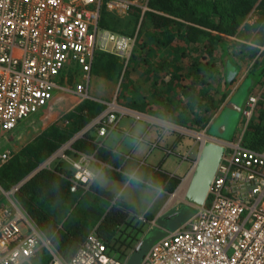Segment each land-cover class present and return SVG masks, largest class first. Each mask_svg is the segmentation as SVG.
Returning <instances> with one entry per match:
<instances>
[{
    "label": "built area",
    "instance_id": "obj_1",
    "mask_svg": "<svg viewBox=\"0 0 264 264\" xmlns=\"http://www.w3.org/2000/svg\"><path fill=\"white\" fill-rule=\"evenodd\" d=\"M149 1L0 0V144L4 139L9 141L8 135L12 136L20 123L47 108L57 91L73 93L80 102L91 98L97 51L120 57L127 68L137 35L104 28L102 12L104 8L126 15L133 8L142 13L154 11ZM257 48L264 52V44ZM70 68L80 69L83 75L82 81H72V87L67 85ZM261 99L260 92L249 96L243 111L244 125L253 118ZM105 105L102 113L32 174L10 188L0 182V264H32L45 253L50 257L49 264H123L109 254L107 243L95 232L70 261H65L17 198L36 171L51 168L49 165L59 157L67 160L68 153L80 155L73 162L77 173L71 180L72 190L77 186L88 188L92 180L88 165L93 162L125 176L127 171L121 167L100 160L97 150L106 147L123 117L139 120L143 115L116 100ZM89 133H94L95 151L77 152L75 142ZM195 139L201 150L206 143L214 142L223 145L227 154H223L203 205L195 206L186 224L157 240L141 264H264V149L246 146L243 135L237 141H228L195 132ZM160 140L150 143L151 151L160 148ZM172 153V149L166 150V154ZM12 156L11 147L0 149V169ZM124 158L132 159V155L125 154ZM145 164L144 160L139 162V166Z\"/></svg>",
    "mask_w": 264,
    "mask_h": 264
},
{
    "label": "trees",
    "instance_id": "obj_2",
    "mask_svg": "<svg viewBox=\"0 0 264 264\" xmlns=\"http://www.w3.org/2000/svg\"><path fill=\"white\" fill-rule=\"evenodd\" d=\"M149 6L164 14L189 22V24L182 23L157 12L149 13L153 23L151 38H155L156 46L159 49H171L182 39L186 38L188 43L196 44L205 37L203 47H200L202 51L199 57V59L203 58L205 62L204 64L200 62L199 67H207L210 64L211 68L213 67L214 69L215 62L212 61L211 63L208 57L212 56L214 50H216L214 44L219 45V43L221 44L222 55H225L223 64L232 63L233 59L230 57L226 58L229 50L228 45H223L225 38L222 35L237 36L247 40L250 38L251 35L249 33L252 30L256 31L253 41L258 44L264 42V0H150ZM134 9L137 10V13L140 11L138 8ZM255 13L259 14L258 19L252 24L248 23L249 14ZM104 15L105 13H103L102 17ZM192 23L204 26L206 29H200ZM102 26L110 29L105 24V19L102 21ZM213 31L221 33V35L213 34ZM116 32L124 33L121 30ZM258 33H261V35H257ZM172 57H170L172 60L168 59L170 60L169 62L173 63L175 67L178 66L181 62L180 58ZM132 59L133 65L135 62L134 56ZM193 60L191 59L190 61ZM199 67L195 65L186 74L190 79L189 89L191 95L193 92H198L197 87L205 82L204 77L195 76L194 71L199 70ZM121 71L122 62L117 56L106 53L96 54L93 73L97 78L93 85V90L97 91L98 94L103 93L106 89L101 87L107 84L110 86V83L116 84L121 76ZM174 74L177 75L176 73ZM200 74L204 76L203 71H200ZM255 74L258 77L255 78L253 87L262 82L260 77L264 76V70L257 71ZM125 77L129 80L128 73H125L123 81ZM72 78H68L69 84H72ZM178 78L180 79V77ZM253 87L251 88L253 89ZM252 89H249V91L246 89L245 94L251 92ZM63 94L61 102H65L64 106L66 107L64 109L67 110L68 105L72 104L69 99L74 95L69 92H63ZM99 97L104 98L103 95H99ZM263 98L259 103L261 106L259 118H261L262 122L264 121ZM118 100L124 103L122 98L119 97ZM193 100L198 101V103L201 102L198 97L193 96ZM216 108L217 106L214 107V109ZM104 109L105 104L87 99L65 111V115L62 118L42 129L40 135L22 148L21 152L13 154L10 161L0 169L1 184L5 188H10L13 184L32 174L73 134L81 131ZM63 120L64 122L62 123ZM65 121H68L69 124L66 125ZM203 121L204 123L202 122V124L206 127L210 119L206 118ZM250 129V131L245 133L246 141L244 140V143L248 145L247 137L250 135L249 138H251L255 135L258 139L253 141V148L264 144V122ZM87 137L86 135L77 140L74 146L81 150L90 146L92 148V143L85 141ZM150 171L151 176L159 177L163 180L169 190H174L179 184L178 180L170 181L167 176L156 172L158 170L153 169ZM71 176L72 173L69 170L62 169L60 166H56L54 169L52 167L42 168L29 178L17 195L21 206L42 233L52 242L65 261H70L73 258L92 232L104 238L108 246L114 235L121 239V234L125 232L123 229L119 231V228L123 224H127L124 229L128 228V226L135 227L132 225L134 219L128 220L129 212L124 208L135 211L125 205L122 199H117L110 191L103 190L95 183L88 188L77 186L73 191ZM136 213L134 216L138 215ZM103 231L106 233V238L102 236ZM115 245L116 242L112 244V246ZM129 246L130 244L127 245V247ZM117 250H120V247Z\"/></svg>",
    "mask_w": 264,
    "mask_h": 264
},
{
    "label": "crops",
    "instance_id": "obj_3",
    "mask_svg": "<svg viewBox=\"0 0 264 264\" xmlns=\"http://www.w3.org/2000/svg\"><path fill=\"white\" fill-rule=\"evenodd\" d=\"M105 12H107V10L104 8L102 12V16H103V13ZM147 12L143 14L146 15ZM171 18L177 21L181 20L180 22L189 24L188 21L182 20L181 18L173 17V16H171ZM192 24L200 29H204V30L206 29L204 26H201L199 24H195V23H192ZM213 34L221 35V33H218L216 31H213ZM136 35H137V41H138V38H139L138 32L136 33ZM222 36L225 38L224 40L225 43H223V45H228V50H229L228 51L229 54L226 55V58L230 57L231 59H233L232 63L227 64V65L223 64V58L225 55H222V51L220 50V46H221L220 43L219 45L214 44V47L217 49L216 51V53H218L217 57H220V64L222 66L225 83L229 86L232 85L233 91L224 100V102L227 101L228 105L225 107H227L228 109H226L225 107L224 109L220 108L221 109L220 112L215 115L212 122L207 125L205 130H206V133L214 137H217V138H220L219 136L223 135L221 136L223 139L220 138L222 140L237 141L239 137L243 135L241 134L237 136L239 131L243 129V123H244L243 111L246 108L247 101H248L246 99V95H248L249 93H251L250 95H252V94H257L260 92L261 97L263 98L264 96V76L260 77L262 82L253 87L255 78L258 77L257 74L255 73L257 71L264 70V52H260V50L257 48V46L264 44V42L262 44H257V42L253 41L255 35L250 36V38L247 40L238 38L237 36H227V35H222ZM227 39L228 40L230 39L232 43L234 41V44H238V42H244V44H246L247 46L251 45L255 47V49L257 50L256 54L253 53L251 57L250 55L246 57L244 55V52L242 53L239 51V53L238 54L235 53V56H234L233 51L231 50V47H230V43L227 42ZM153 40L155 41V44H156L155 38ZM201 42L202 43L205 42V37L199 40L196 44L188 43L187 38H186V39H182L179 43H177L175 47L171 46L172 47L171 49L167 48V49L156 50L158 51L157 52L158 54L162 52L160 54L159 60L161 59L164 64L156 61L155 65H152L149 62L150 63L149 70L151 72V76H150L151 80L149 84L150 96L149 94L145 92H141L140 87H137L136 89H134L133 92H136L139 95H141L142 96L141 98H137V95L136 96L132 95V92L128 94L127 91L124 93L120 92L119 94H116L115 96H114V93L112 94L108 91L106 92L103 91V93L98 94L97 91L93 90V85L95 84L97 77H95L93 73V68H92L91 82H90V89H89V94L91 98L89 99L98 101L102 104L116 100L119 105L126 107L133 112H139L143 115V118L139 120L130 115L123 117L119 123L118 129L115 130L108 137L106 141V147L97 150L98 158L102 160L103 162L109 163L115 167H121L127 172L130 169H139L146 174L152 175L150 170L155 169V170H158L156 172H159L160 174L167 176L170 181H173V180L179 181V184L176 186L174 190H169L168 188H166V195L164 197V203L159 208V210H157L156 213L153 211H148L147 213H143L140 210V208L129 198H121L122 201L125 203V205H128L130 208H133L135 212H137L136 214L146 215L148 221H150V225H155L156 221L160 219L162 216H164L165 214L171 211H178L184 206L189 207L192 213L196 211V208L194 205L184 202L183 199H185L186 194L188 192L191 179L194 174V170L196 168L197 162L200 157L201 149H200L199 143L196 142V139H195L196 131H191L188 128L184 127L183 125L173 122V119H176L175 113L173 112V110H174L175 103L185 104L184 103L185 101L186 103H188L187 99L188 98L193 99V96L198 97V100L202 98V96H200L199 93L197 92H193L192 94L193 96L191 95V91L189 89L190 79L186 75L190 72V70L193 69L195 65L199 67L200 62L201 64H204L205 62L204 59H201V60L199 59L200 53L202 51L200 49ZM136 46H137V43H136ZM241 51L243 50L241 49ZM134 52H135V49L133 51V54ZM98 53H106V52L97 51L96 54ZM106 54L115 56L114 54H110V53H106ZM173 55L176 56L177 58H180V61H181L179 65L176 67L173 63L169 62L170 60H172L170 59V57H172ZM196 57L197 59L195 60ZM117 58L120 60V62H122L121 76L117 81V83L119 82V84L121 85L122 82H125L127 80V77H125L123 81V77L125 73L128 72V69L131 68L132 65L129 67L130 65L129 64L127 68H124L122 59L118 56ZM191 59H194V60L190 61ZM165 62L167 64H165ZM191 63H192V67H191ZM166 65H167V69H166ZM142 66L147 68V65L145 64ZM93 67H94V64H93ZM166 71L168 72L169 75L166 76L164 79L165 81H163L162 76L164 72ZM134 73H136V71H134ZM174 73H176L177 75H175ZM194 73H195V76H199L200 67H199V70L194 71ZM178 77H180V79ZM172 78H175V79H172ZM82 79H83V75L81 72L79 76V80L77 77H74L72 78V81L74 82L75 80V82H78V81H82ZM129 79H130V76H129ZM236 83H240V85L234 86L236 85ZM244 85H247L246 87L247 91H249V89H252L251 87H253V89L251 90V92L244 95V98L240 101L239 100L240 95L238 91L240 90V87ZM70 87L72 86L70 85ZM64 94L62 91H57L49 107L45 108L43 111L39 112L38 114L26 119L25 121L27 122L30 119L31 121L33 120V122L35 123L37 122V124L41 123L42 129L50 125V123L52 122L51 120L56 119L55 114H53L50 110L57 103L60 104L59 100L62 99V96ZM73 95L74 96H72L69 99V101H72V103L75 104L74 106L79 105L80 103L83 102V101L80 102L81 100L75 94ZM99 95H103L104 98L99 97ZM119 97L122 98V101H124V103L118 100ZM150 102H154L157 104V107H155V110L148 107ZM63 103L65 102L62 101L61 104ZM161 103H165L164 106H160L159 104ZM105 108H106V105H105ZM225 110L232 111L234 115V121H233L234 124L229 123L228 121H223L221 123L215 124L217 118L219 116H222V113ZM241 110H242L241 117L239 121L237 122V113H239ZM25 121L20 123L17 129H19L22 125H27L26 126L27 128H29V126L32 125V123L24 124ZM232 124L234 125V128H232L231 133L227 134V129ZM168 125H172L173 126L172 129H168L167 128ZM215 125L216 127H214ZM93 134L94 133H89L87 135L88 137L85 138L86 140L84 139L85 141L92 143V148L90 146V147H85V149L81 150L74 146L75 150L77 152L93 153L96 149V146L94 145L95 136ZM189 136L195 139V141L193 142L192 140H190ZM141 137H144L145 141L143 142L139 141V138ZM160 137H161V140L159 142L161 145L160 148L151 151L150 143H152L153 141H158ZM16 142L19 143L20 141L18 140ZM243 143H244V137H243ZM113 149H117L118 152L117 153L113 152ZM167 149H172L174 153L166 154ZM128 153L132 155V159L125 160L124 155ZM75 158H76V161H78L80 158V155L77 154ZM141 160H144L146 164L139 166V162ZM58 166L62 167L63 165H58ZM62 169L64 168L62 167ZM88 169L91 172H95L102 168H100L99 163L93 162L88 165ZM65 170H69L72 173L71 178H74V175L77 173V169L74 166L73 168H70V169L65 168ZM103 171L105 172L107 176V181H108L107 184L101 187L97 183V181L92 179L90 185L95 183L103 190L110 191L112 194L115 195V189L123 185L125 176L122 173H119L110 168H106V169L104 168ZM178 204H182V206L179 208L173 209L174 207H178L179 206ZM124 209L126 210V208ZM127 211L129 212L128 209ZM135 212L133 213L135 214ZM128 214H129V218H128L129 221L130 219H133V217L135 220L136 217L133 214H131L130 212ZM190 217L182 225L186 224L188 220L190 219ZM126 225H127L126 223L123 224L119 229H122V228L124 229ZM139 226H142V225H139ZM143 229L144 227H139L137 229L140 233L136 237L130 236L133 239L135 238V243H132L133 242L132 238L126 239L124 237H121V239H119L116 237V235H114L112 237V241L108 245L109 254L124 264L123 257L124 256L126 257L130 252L134 251L137 248V246L140 244V240L142 236L147 231V230L143 231ZM164 231H165L164 236H166L169 232H171L167 230L166 228H164ZM102 236L106 238V233H104V231L102 233ZM114 242H116V245L112 246ZM128 244H130L129 247H127ZM118 247H120V250H117ZM41 258L42 257L40 256V258L38 257L36 259L39 260Z\"/></svg>",
    "mask_w": 264,
    "mask_h": 264
},
{
    "label": "rangeland",
    "instance_id": "obj_4",
    "mask_svg": "<svg viewBox=\"0 0 264 264\" xmlns=\"http://www.w3.org/2000/svg\"><path fill=\"white\" fill-rule=\"evenodd\" d=\"M154 12L160 13L162 15H166L168 17H171V15L164 14L163 12H160L157 10L148 11L146 13V15L143 14L140 10V11H138V13H139L138 14L137 10L134 8L127 15L126 14H120V13H117L115 11L113 12V11L107 10V12H105L104 17H102V21H103V19H105V24L110 29L114 28L113 30H116V31L121 30L128 35H135L138 32V36H139L138 41H137V46L135 48V53H134V55H132V57L134 56L135 62L132 65L133 59H131L129 67L131 65H132V67L129 68L128 72H127L128 76H130V79L126 80L125 82H122L121 85L118 82L116 84L110 83V86H108V84H107L106 86L101 87L102 89H106L105 91H108L112 94L114 93V96L116 94H119L120 92L124 93L127 91L128 94H130L132 92V95H134V96L137 95V98H141L142 97L141 95H139L136 92H133L134 89H136L137 87L141 88V92H145V93L149 94V96H150V91H149L150 90L149 84H150V80H151V78H150L151 72L149 70L150 63L152 65H155L156 61H158L159 63H163V61L161 59L159 60L160 54L162 52H160L159 54L157 53L158 51H156V50H158L159 48L156 46L153 38H151L153 23L151 20V15L149 13H154ZM249 15L250 16H249V19H247V22L250 24L254 23L259 17L258 13H255L252 15L249 14ZM178 21H181V20H178ZM249 34L251 36L256 35V31L251 30ZM257 35L260 36L261 33H258ZM202 42L200 43L201 44L200 47H203L204 43H202ZM227 42L230 43V47H231V50L233 51L234 56H235V53L238 54L239 51L242 53L244 52V55L246 57L248 55H250V57H251L253 53L256 54L257 50L255 49V47H253L251 45L247 46L246 44H244V42H238V44H234V41L232 43V41L230 39L229 40L227 39ZM241 49L243 51H241ZM216 51H217V49L214 50V53L212 56L208 57V59L210 60L211 63H212V61L215 62V66H214L215 72H214L213 67L211 68L210 64H208L207 67H205V66L200 67V71L204 72V76H202L200 73H199V75L201 77H204V79H205V82L202 85H199L197 87V89L199 90L197 93H199V95L202 96V98L200 99L201 102L198 103V101L188 98L187 99L188 103H186V101H185L184 102L185 104H181V103H175L174 104L173 112L175 113L176 119H173V122L179 123L180 125H183L184 127L188 128L191 131L206 132L205 128L207 127V125L209 123L212 122L215 115L220 112V110H221L220 108L224 109V107L228 105L227 101H225L226 102L225 103L224 100L233 91L232 85L229 86L225 83V78L223 76L222 66L220 64V57H217L218 53H216ZM200 60H201V58H200ZM144 64L147 65V68L142 66ZM165 64H167V63L165 62ZM135 68H136V70H135ZM166 69H167V65H166ZM134 71H136V73H134ZM66 74L69 78L77 77L79 80V76L81 74V71L78 68H70ZM168 75L169 74L167 71L164 72V74L162 76L163 81H165L164 79ZM65 81L66 80H64L63 82H65ZM67 85L68 86H70V85L74 86V83L68 84V82H67ZM237 85H240V83H236V85H234V86H237ZM246 87H247V85H244V86L240 87V90L238 91V93L240 95V99H239L240 101L244 98V95H246L245 94V91L247 89ZM141 92H139V93H141ZM250 94L246 95L247 100H248ZM61 100H59L60 104L57 103L50 110L53 114H55V118H56V119L51 120L52 122L58 120L59 118H62L65 115V111H67L68 109H71L75 105L74 103L69 104L68 109L65 110L64 108L66 106H64V103L61 104ZM164 104L165 103H161L159 105L164 106ZM221 104H223V105H221ZM168 105H170V104H168ZM216 106H217V108L214 109V107H216ZM219 106H221V107H219ZM148 107L155 110V107H157V104L154 102H150ZM228 107H230V106H228ZM225 108L228 109L227 107H225ZM260 109H261V106L259 104L255 113H254V116L251 119V121L249 122V124L246 126L243 123V129H241V131H239L237 136L243 134L244 140L246 141V137H245L246 131H250L251 127L255 128V126L261 125L264 122V121L262 122L261 118H259V110ZM242 110L239 113H237V122L239 121V119L241 117ZM206 118L210 119V122L206 125V127H204L202 122L204 123L203 119H206ZM227 120L229 123H233V121H234V115H233L232 111H230V110H225L222 113V116H219L217 118L215 124H218V123H221V122L227 121ZM63 122H64V120L62 121V123ZM65 122H66V125L69 124L68 121H65ZM26 123H28V124L32 123V125H30L29 128L26 127L27 125H22L19 129H16L14 131L12 136H10L11 134H9L7 137V139L9 141H7L6 139L2 140V142L0 144V149H2L4 147H11L13 149V154L21 152L22 148H24L26 145H28L35 137L40 135V132L42 129L41 123L37 124V122L35 123V122H33V120L31 121L30 119L27 122L25 121L24 124H26ZM233 124L231 126H229V128L227 129V134L232 132L231 130H232V128H234ZM214 127H216V125ZM77 133H79V132H77ZM77 133H75V134H77ZM190 133H192V132H190ZM75 134H73L72 137ZM249 137H250V135L247 137V139L250 142L247 141V143H248V145H251V147H253V141L258 139V137L255 135H253L251 138H249ZM189 139L192 140L193 142L195 141V139H193L190 136H189ZM18 140L20 141L19 143L16 142ZM258 147L260 150H263L264 144L258 145L257 147H254V149H257ZM259 149H257V150H259ZM224 153L227 154V151H224ZM76 155L77 154L68 153L69 158L67 160L61 159L59 157V158L55 159L49 166L54 168L58 165H63L62 167L64 169L65 168L66 169L73 168V162L76 161V158H75ZM129 199L137 205V203L135 202L134 199H131V198H129ZM183 200H184V202L191 204L187 201L186 197ZM163 203H164V197L161 200H159L151 208L150 211H153L156 213L157 210H159V208L163 205ZM178 205H177L178 207H174L173 209L179 208L182 206V204H178ZM175 214L169 213L167 215H164L163 217H161L160 219H158L156 221L155 225H150V221H148L146 215L138 214L135 216L136 217L135 220L132 221V225L135 227L128 226L127 229L122 228L125 233L121 234V237H124L126 239L132 238L130 236L136 237L140 233L137 230L139 227H144L143 231L147 230L145 232V234L142 236L138 248L135 249L134 251L130 252L127 255L128 257L127 256L123 257L124 264H141L143 256L148 252V250L151 248V246L157 240H159L160 238H162L164 236V234H165L164 228H166V226H169L172 229H176L177 227L181 226L193 213L188 208L187 209L183 208V210L177 211V215H175ZM139 216H142L143 219H140ZM167 217H168V219H167ZM169 217H171V218H169ZM133 219H134V217H133ZM139 225H142V226H139ZM122 229H120L119 231H121ZM132 241H133L132 243H135V238ZM32 262H33L32 264H49L50 257L47 253H45V254H43L41 259H39V260L33 259ZM26 264H29V263H26Z\"/></svg>",
    "mask_w": 264,
    "mask_h": 264
},
{
    "label": "clouds",
    "instance_id": "obj_5",
    "mask_svg": "<svg viewBox=\"0 0 264 264\" xmlns=\"http://www.w3.org/2000/svg\"><path fill=\"white\" fill-rule=\"evenodd\" d=\"M168 125V129H172ZM210 135V134H209ZM89 178L97 181L103 187L107 184V176L103 169L89 173ZM166 195V184L159 177L144 173L139 169H130L125 174L123 185L115 189L117 199H134L140 210L147 213L151 208Z\"/></svg>",
    "mask_w": 264,
    "mask_h": 264
},
{
    "label": "water",
    "instance_id": "obj_6",
    "mask_svg": "<svg viewBox=\"0 0 264 264\" xmlns=\"http://www.w3.org/2000/svg\"><path fill=\"white\" fill-rule=\"evenodd\" d=\"M221 136H223V135H221ZM221 136H219V137L222 138ZM224 151H225V149H224L223 145L216 144L214 142L206 143L203 146L201 153H200L199 160H198L196 168L194 170L193 177L191 179V183H190L188 192L186 194L187 201L189 203H191L192 205L201 206L205 202V200L207 198V194H208L209 185H210V183H211V181H212V179L216 173L218 165H219V163L223 157ZM183 208H186V209L188 208L189 210H191L189 207L184 206L179 211L183 210ZM169 213H172V214L176 213L175 215H177V211H171ZM169 213H167V214H169ZM167 214H165V215H167ZM169 218H171V217H169ZM167 219H168V217H167ZM179 227H177L176 229H178ZM166 229L169 231L176 230V229H172L169 226H166ZM138 246H137V248H138Z\"/></svg>",
    "mask_w": 264,
    "mask_h": 264
},
{
    "label": "bare ground",
    "instance_id": "obj_7",
    "mask_svg": "<svg viewBox=\"0 0 264 264\" xmlns=\"http://www.w3.org/2000/svg\"><path fill=\"white\" fill-rule=\"evenodd\" d=\"M203 135V137H204V134H202Z\"/></svg>",
    "mask_w": 264,
    "mask_h": 264
}]
</instances>
